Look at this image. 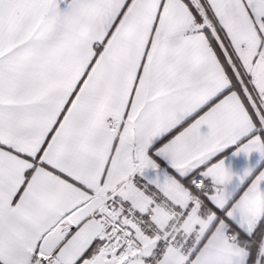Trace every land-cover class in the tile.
<instances>
[{"label":"snow or ice","instance_id":"6c2138e0","mask_svg":"<svg viewBox=\"0 0 264 264\" xmlns=\"http://www.w3.org/2000/svg\"><path fill=\"white\" fill-rule=\"evenodd\" d=\"M0 264H264V0H0Z\"/></svg>","mask_w":264,"mask_h":264}]
</instances>
